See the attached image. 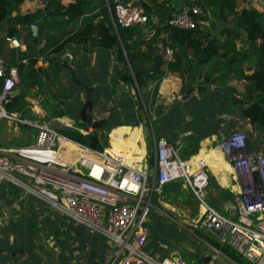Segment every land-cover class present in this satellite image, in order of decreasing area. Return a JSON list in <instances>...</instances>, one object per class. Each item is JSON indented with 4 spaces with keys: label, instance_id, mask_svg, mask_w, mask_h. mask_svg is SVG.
<instances>
[{
    "label": "crops",
    "instance_id": "crops-1",
    "mask_svg": "<svg viewBox=\"0 0 264 264\" xmlns=\"http://www.w3.org/2000/svg\"><path fill=\"white\" fill-rule=\"evenodd\" d=\"M61 1L67 4L74 0ZM114 1L127 3L140 14H147L145 7L150 8L146 23L136 24V38L143 41L141 51H147V42L152 40L146 36L149 25H163L169 13L182 4L181 0H108L111 4ZM161 1L163 5L158 7ZM43 5L42 0H23L19 11L24 13ZM163 7L166 9L164 14ZM243 7L261 11L264 10V0H236L235 10ZM106 10H112L107 5V0H93L88 3L85 15L95 14L99 17ZM15 12L13 10L12 13ZM61 17L67 19L66 14L54 15L52 19ZM222 18L217 13V8L210 7L200 26L222 41L225 39L224 34H220L223 27L236 29L240 33L235 38L236 47L247 54L243 58L240 56L241 60L237 63L228 59L229 56L213 55L204 64L180 74L168 69L170 61H165L152 45L164 61L161 72L149 73L147 76L143 74L138 85L125 51V59H116L115 51L118 46L111 49L94 46L86 50L74 42H66L60 50L38 56L34 66L40 68L43 73V88L37 84L25 88L17 85L15 88L23 90L19 93L23 94L27 102L26 110L21 114L28 113L34 119L45 118L46 121L51 120L52 122H49L52 124L85 130L87 127L83 121L75 118L73 113L79 111L84 104L85 85H92V112L96 117L106 120L101 129H98V132L107 133L105 149L127 157L134 166L152 170L155 139L165 136L174 144L178 154L187 161L188 170L203 166L207 171L209 183L206 187V201L218 211L236 217L234 198L240 191L241 182L217 142L223 135L241 131L245 134L248 149L264 155V127L250 121L241 112L245 104L251 101L244 99V90L248 83L245 75L255 68V54L250 49L244 31L235 25L234 14ZM5 28L6 23H1L0 35L4 34ZM36 29L37 34V24ZM25 31L20 29L17 35H13L19 40V45L15 47L21 50L26 49ZM36 37L34 40H37ZM62 39L63 36L52 39L50 47ZM44 40L45 38L38 41L37 47L43 46ZM186 56L192 59L191 64L196 65L197 59L192 49L187 50ZM152 63L151 58H143L145 67ZM70 68L73 69L72 72ZM47 77L52 80V84L47 83ZM177 94L181 96L177 97ZM45 96L52 102V111L42 104ZM58 109H62L64 113L55 114L54 111ZM2 128L3 126L0 127V144L9 139L1 133ZM26 128L21 126L18 130L13 126L11 132L22 133ZM29 130L30 137L23 142L33 141L35 129ZM155 193L160 209L167 210L179 221L194 224L202 218L205 208L185 181L180 179L168 182ZM1 197L3 202H6L0 205V264H109L112 245L88 227L82 224L74 226L80 230L79 234L86 238L87 248L89 247V252L92 251L95 256L89 255L82 247H79L75 254L72 247L69 250L65 247L63 254L61 246L52 241V218H55L57 212L52 211L51 207L39 199L22 196L18 190L3 192ZM151 208L149 216L154 212L149 218L146 249L157 256H180L193 264H208L210 260H215L207 259V253L204 252L208 247H214L210 242H190L184 238L180 242H172L167 251L160 249L158 242H150L151 223L163 218L159 211L153 206ZM156 216L158 218H155ZM60 226L68 232V223H62ZM183 245H186V248L184 246L185 249L181 251ZM197 249H200L199 255L194 253ZM80 250L85 254L87 252V256ZM207 260L209 261L205 262Z\"/></svg>",
    "mask_w": 264,
    "mask_h": 264
},
{
    "label": "built area",
    "instance_id": "built-area-1",
    "mask_svg": "<svg viewBox=\"0 0 264 264\" xmlns=\"http://www.w3.org/2000/svg\"><path fill=\"white\" fill-rule=\"evenodd\" d=\"M181 1L165 23L195 28L206 13L203 0ZM107 5L113 7L115 23H146V15L127 4L107 0ZM29 26L36 24L31 22ZM158 32L156 25H149L146 36L153 40L162 58L171 61L174 48L168 42V32ZM7 40L13 46L19 45L15 36H7ZM5 68L0 59V75H4ZM18 81L17 68L8 67L0 90V117L28 124L36 132L31 143L0 144V184L16 188L22 196L39 199L91 229L112 245L109 264H193L180 256H157L145 248L152 194L166 183L181 179L205 205L200 221L207 232L244 260L239 263L213 247L218 257L211 264H264V155L248 149L243 132L228 133L217 142L241 182L234 198L237 215L230 217L206 201L209 176L205 168L188 170L187 161L165 136L155 139L152 170L134 166L127 157L105 148H92L49 121L6 111L2 103L12 95ZM91 129L89 125L83 128Z\"/></svg>",
    "mask_w": 264,
    "mask_h": 264
},
{
    "label": "trees",
    "instance_id": "trees-1",
    "mask_svg": "<svg viewBox=\"0 0 264 264\" xmlns=\"http://www.w3.org/2000/svg\"><path fill=\"white\" fill-rule=\"evenodd\" d=\"M22 1L0 0V24L6 23L4 34L0 35V59L6 66L4 75H0V90L10 66L17 68L19 76L17 85L20 88L32 86V84H37L43 88L41 80L43 73L34 64L39 55L60 50L66 42H74L86 50L94 46L111 49L121 44L138 85L142 81L143 74L147 76L149 73L161 72L164 61L152 47V40L147 42V51H141L140 46L143 41L136 38L138 26L136 24L122 25L115 23L113 7H111L112 10H106L105 13H101L97 17L95 14L85 15L88 3L93 0H74L67 4L62 3L61 0H42L44 2L42 7L22 13L19 11V5ZM235 2L236 0H203L206 13L201 19L206 18L208 8H217V13L223 17L222 19L234 14L235 25L244 31L256 60L255 68L245 75L248 83L245 86L244 99H251V101L245 104L241 112L250 121L264 127V10L260 11L252 7L235 10ZM160 5H163V1L160 2L158 7ZM145 8L147 14H144L148 17L150 8ZM13 10L16 11L14 14L12 13ZM165 11L166 9L163 7L162 13L164 14ZM64 14L67 15V19L62 17L52 19L54 15L62 16ZM169 16H171V13H169ZM31 22L38 25L36 35L32 33L29 27ZM20 29L26 30L24 34L26 49L24 50L11 46L7 40V36L17 35ZM156 29L157 32L160 30L168 32V42L174 48V60L168 62V69L178 71L180 74L192 69L194 66L204 64L213 55L229 56L228 59L236 63L241 60V57L247 56L246 53L236 47L235 38L240 33L229 26L220 30V34L225 36L223 41L210 35L209 31L202 28L200 24H197L195 28L188 29L164 23L161 26H156ZM61 36H63V39L50 47L52 39H59ZM35 37L37 40H34ZM43 38H45L43 46L37 47L38 41ZM188 49L193 50L197 59L195 61L196 65L191 64L192 59L186 56ZM230 52L232 54H229ZM142 57L151 58L153 63L149 67H145ZM47 83L52 84V80L48 77ZM26 104L27 102L21 93L12 94L3 101V106L8 112L25 111ZM54 113L60 115L64 111L58 109ZM83 124L87 127L85 122ZM57 127L67 134L69 133V136L78 135L81 137L79 140L95 149H103L108 137L107 133L98 132V129H101L102 126L92 128L90 131H78L74 127L63 124H58ZM1 185L3 184H0V188L3 187ZM210 241L235 261L242 262L240 254L229 245L221 244L216 240Z\"/></svg>",
    "mask_w": 264,
    "mask_h": 264
},
{
    "label": "rangeland",
    "instance_id": "rangeland-1",
    "mask_svg": "<svg viewBox=\"0 0 264 264\" xmlns=\"http://www.w3.org/2000/svg\"><path fill=\"white\" fill-rule=\"evenodd\" d=\"M49 97L45 96V100H43L42 104H44L47 107L51 108L50 110L52 111V102H50V100H47ZM3 104V103H2ZM17 114L21 113L23 114L24 112H17ZM24 116L34 119L33 117H31L30 115H28V113L24 114ZM40 119V118H37ZM40 120H45V118H41ZM51 121V120H49ZM52 122V121H51ZM54 123V122H53ZM3 128L1 129V133L5 135V137H9L7 142H4V144H8L10 146H20L23 144H27V143H31V142H23L25 141L28 137H30L31 131L29 129L32 130V126L25 124V123H21L18 121H15L13 119L7 118V117H0V127ZM13 126H16V128L19 130V127L21 126H25L27 127L24 132L22 133H16V132H11V128H13ZM55 126H57L55 124ZM29 128V129H28ZM34 129V128H33ZM35 131V130H34ZM79 131V130H78ZM36 132V131H35ZM35 132L33 133V135L35 136ZM69 134V133H68ZM74 139L79 140L81 137H79L78 135L75 136H71ZM23 142V143H21ZM3 187L0 188V205L1 204H5L6 201L3 202L2 199V193H11V192H16V188L11 187V186H6V185H1ZM151 202H152V206L155 210L159 211L161 213V215H163L162 220L160 218H158V216H156L155 218H158L157 221L155 223H151V234H150V242H154L157 243L158 242V247L164 251H167L168 248L171 247L172 242H176V240H179L177 242H180V240L182 239H189L190 242H197L200 241L201 243L206 244L205 242H210V240H215L205 229V227L201 224V221L199 220L198 222L192 224V223H183L181 221H179L176 217H174L172 214H170L167 210H163L160 209V206L156 203V193L152 194L151 197ZM152 210V208H151ZM201 210V208L199 209V211ZM204 210V209H203ZM52 211H55V218H52V241H55L59 246H61V252L64 254L65 252V247H67V249L69 250V248L72 247L73 253H76V250L79 249V247H82L83 249H85L89 255H93L95 256L94 253H92V251L89 252V250H91L89 247L87 248V242H86V238L81 236L79 234V229L75 228L74 226H78L79 223H76L72 220H70L68 217H66L65 215H63L62 213H60L59 211L52 209ZM151 212V211H150ZM154 211H152L153 213ZM54 213V212H53ZM151 213V214H152ZM151 214L149 216V218L151 217ZM62 223H68L69 227H66V231L65 232L63 229H61L60 225H62ZM214 246V244H212ZM186 248V245H183L181 247V251L184 248ZM215 247V246H214ZM80 252H82V254H85L83 252V250H80ZM87 252H86V256H87ZM205 253H207V259H216L218 256L216 255V252H214L213 248L208 247L207 250L204 251ZM196 255L200 254V249H197L194 252ZM201 256V255H200ZM213 259V260H214ZM209 260L205 261L208 262ZM213 261H209L208 264H211ZM242 262H244V260L242 259ZM240 263V262H239ZM248 264H255V263H248Z\"/></svg>",
    "mask_w": 264,
    "mask_h": 264
},
{
    "label": "water",
    "instance_id": "water-1",
    "mask_svg": "<svg viewBox=\"0 0 264 264\" xmlns=\"http://www.w3.org/2000/svg\"><path fill=\"white\" fill-rule=\"evenodd\" d=\"M33 33L36 34V27L32 28ZM116 59L117 60H123L125 59V54L123 50V46L120 44L115 51ZM71 72L73 71L72 68ZM86 88V98L84 101L83 106L79 111H76L73 113V116L83 122H85L87 125H89L92 128L100 127L105 123V119L102 117H96L92 112L93 107V86L92 85H85ZM19 92H23V90L15 89L13 90L12 94H17ZM144 133L146 134V127H144ZM226 264H230L228 261H225Z\"/></svg>",
    "mask_w": 264,
    "mask_h": 264
},
{
    "label": "bare ground",
    "instance_id": "bare-ground-1",
    "mask_svg": "<svg viewBox=\"0 0 264 264\" xmlns=\"http://www.w3.org/2000/svg\"><path fill=\"white\" fill-rule=\"evenodd\" d=\"M64 143L66 144V145H69V143L68 142H66V141H64ZM164 186V185H163ZM197 198V197H196ZM198 199V198H197ZM199 200V202L202 204V206H204V208H205V205H204V203H203V201L201 200V199H198Z\"/></svg>",
    "mask_w": 264,
    "mask_h": 264
}]
</instances>
